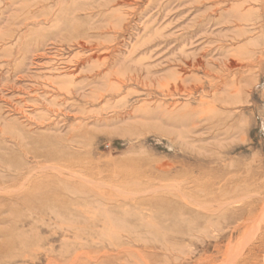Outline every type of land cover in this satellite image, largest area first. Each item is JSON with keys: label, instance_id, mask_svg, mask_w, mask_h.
<instances>
[{"label": "rangeland", "instance_id": "1", "mask_svg": "<svg viewBox=\"0 0 264 264\" xmlns=\"http://www.w3.org/2000/svg\"><path fill=\"white\" fill-rule=\"evenodd\" d=\"M262 210L264 0H0V264H264Z\"/></svg>", "mask_w": 264, "mask_h": 264}, {"label": "bare ground", "instance_id": "2", "mask_svg": "<svg viewBox=\"0 0 264 264\" xmlns=\"http://www.w3.org/2000/svg\"><path fill=\"white\" fill-rule=\"evenodd\" d=\"M84 13V12H83ZM198 18V17H197ZM25 23V22H24ZM244 58V57H243ZM230 64H231V62H229ZM237 63V62H236ZM203 65V64H202ZM236 68H237V65H236ZM240 68V67H239ZM77 72V71H76ZM76 74V73H75ZM73 100V99H72ZM233 203V202H232ZM225 205V204H224ZM263 211V210H262ZM264 212V211H263ZM262 212V213H263ZM215 214V213H214ZM261 215V214H260ZM261 218V217H260ZM260 223H262V222H260ZM259 225V224H258ZM256 228L255 229H257V231H258V226H255ZM253 228H254V226H253ZM252 228V229H253ZM251 229V228H250ZM249 229V230H250ZM254 231V230H253ZM251 234V233H250ZM258 234V233H257ZM253 236V235H252ZM248 237V236H247ZM252 238V237H251ZM254 239V238H253ZM252 240V239H251ZM247 241H249V239L247 240ZM246 242V241H245ZM241 247V246H240ZM239 251V250H238ZM241 252V251H240ZM81 255V254H80ZM231 255V254H230ZM234 255V254H233ZM140 256V255H139ZM237 256V255H236ZM240 256V255H239ZM235 257V256H234ZM78 258V257H77ZM228 258H229V256H228ZM237 258H239V257H237ZM236 258V259H237ZM92 260V259H91ZM229 260V259H228ZM76 261V260H75ZM145 261V260H144ZM225 261H226V259H225ZM52 262V261H51ZM97 262V261H96ZM146 263V262H145ZM229 264V263H228Z\"/></svg>", "mask_w": 264, "mask_h": 264}]
</instances>
